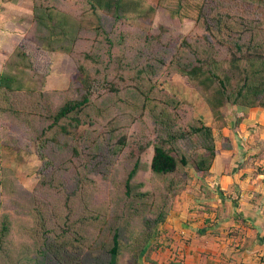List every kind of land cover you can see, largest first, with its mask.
<instances>
[{"label":"rangeland","instance_id":"1","mask_svg":"<svg viewBox=\"0 0 264 264\" xmlns=\"http://www.w3.org/2000/svg\"><path fill=\"white\" fill-rule=\"evenodd\" d=\"M200 6L205 20L196 22ZM178 7L181 16L173 14ZM34 8L69 16L73 44L39 46L46 27H35ZM122 8L116 19L101 8L93 12L88 0H0V72L23 80L18 106L34 113L26 120L0 110V221L6 215L9 226L0 264H103L114 227L120 264H173V252L192 242L190 223L201 225L206 201L222 191L220 178L242 181L240 170L255 173L264 165V127L247 118L240 123L250 110L221 105L216 82L200 84L179 71L195 51L209 68L230 74L232 38L242 33L243 41L254 35L264 42V4L122 0ZM220 17L225 23L214 38L204 22L216 25ZM18 52L30 68L16 72ZM84 77L91 96L83 125L41 135L46 118L78 98ZM255 115L264 123V110ZM200 124L212 129L219 151L210 179L194 167L206 154L203 139L189 133ZM168 133L186 135L169 148L188 164L157 176L149 169L152 146ZM136 160L127 197L124 184ZM80 234L87 240L71 241ZM202 235H195L198 242Z\"/></svg>","mask_w":264,"mask_h":264},{"label":"trees","instance_id":"2","mask_svg":"<svg viewBox=\"0 0 264 264\" xmlns=\"http://www.w3.org/2000/svg\"><path fill=\"white\" fill-rule=\"evenodd\" d=\"M242 1L264 4V0ZM88 2L93 12H95L96 8H101L105 12L113 14L116 19L122 16V0H88ZM179 8L180 7L173 11L174 15L181 16V13L183 12ZM202 9V6H200L198 13L196 14V22L204 19ZM33 10L35 27L39 29H45L46 27V35H44V37H42L43 35L40 36L43 40H35L39 46L49 48V40H52L53 42L56 41V44H60L59 47L66 45V43L68 45L73 44L75 40L73 33L75 35V31L71 33V37H69V26L67 25L68 19H70L69 16L53 9L34 8ZM38 10L47 11V14H39ZM204 23L206 24V29L212 34V36L218 38L221 35L222 26L225 22L223 18L220 17L218 20H215L216 25L207 22ZM231 27L233 28L232 24ZM242 36L243 34L239 33L236 38L230 40V74L218 72L219 69L215 64L212 65V68H209L211 65L198 58V52L195 51H193L195 55L193 56L194 58L188 59L185 64L179 68V71L188 79L198 81L200 84H203L204 81L211 83L216 82L218 89L215 93L218 96V99H220L219 103L221 105H223L224 102H229L235 106L246 107L248 109H264V42L258 40L254 35H250L249 38H246L243 41ZM28 38L31 37L28 36ZM44 40H47L48 43H44ZM50 45H52V43ZM186 48L190 49V45L186 44L185 49ZM50 49H53V47H50ZM15 58L16 60H13L12 63L15 66L14 70L16 72H19L18 69L27 67L25 64H22L23 61L26 62L22 54H19L18 52L15 55ZM243 63H245V65ZM27 68H30V65ZM78 70L81 72L82 67H78ZM81 80L83 86L78 98L67 100L64 104L58 107L53 114L49 115L47 117L48 119L46 118V122L48 123L45 122L46 126H43L44 128L42 127L41 135H45L53 130L54 132L58 131V133L67 134L69 132L68 128L78 129L83 125L81 115L90 103L91 84L86 77ZM24 89H26V86L24 85L23 80L18 78L17 73L0 72V107H2L0 110L12 113L21 119L29 120L31 116L33 118L34 113L24 115V108L18 106L20 105L19 99L22 95L20 93H22ZM30 94L36 102V97L33 92H30ZM245 118L246 115L244 114L240 123ZM64 121H66V123L62 124ZM189 133L199 136L205 142L204 149L206 154L201 156L198 161L194 163V167L197 173H202V175L205 174L207 176L209 175L215 160L219 156L217 142L214 140L212 129L205 124H200L196 127H191ZM185 136L184 133H168L165 135L166 138H164V140L162 137H159L160 142L152 146V155L149 162V169L154 175L168 176L176 172L179 164L183 167L188 164L187 158L183 155H181L179 161H177L169 148L171 144L179 139H183ZM138 167L139 160H136L125 181L124 188L127 197H130L131 195V181L136 175ZM96 218L97 217H95V220ZM8 232V220L6 215H4L0 221V243L4 242ZM77 233H83V231H77ZM46 238L49 239L48 237H45V239ZM60 238L61 237L54 240V245L59 242ZM76 240L85 241L87 240V237L80 234L79 238L71 239V241ZM110 242V247L107 250V258L103 264H120L119 256L121 253V243L119 230L116 227L112 229Z\"/></svg>","mask_w":264,"mask_h":264},{"label":"crops","instance_id":"3","mask_svg":"<svg viewBox=\"0 0 264 264\" xmlns=\"http://www.w3.org/2000/svg\"><path fill=\"white\" fill-rule=\"evenodd\" d=\"M249 110L246 118L253 121L254 128L264 127L262 118L255 115L264 109ZM259 168L255 173L240 170L242 181L235 183L220 178L216 185L222 191L212 202L206 201L201 225L193 223L195 220L190 223L195 231L192 242L187 250L173 252V264H264V165ZM213 172L212 167L209 179L216 176ZM200 234L201 247L195 237Z\"/></svg>","mask_w":264,"mask_h":264}]
</instances>
